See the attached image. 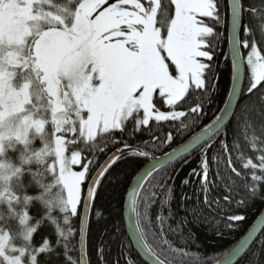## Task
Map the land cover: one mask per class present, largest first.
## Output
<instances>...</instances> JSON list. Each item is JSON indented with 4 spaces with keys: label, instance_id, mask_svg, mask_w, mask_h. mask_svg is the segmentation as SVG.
Wrapping results in <instances>:
<instances>
[{
    "label": "snow or ice",
    "instance_id": "1",
    "mask_svg": "<svg viewBox=\"0 0 264 264\" xmlns=\"http://www.w3.org/2000/svg\"><path fill=\"white\" fill-rule=\"evenodd\" d=\"M5 181L0 264H264V0H0Z\"/></svg>",
    "mask_w": 264,
    "mask_h": 264
},
{
    "label": "trees",
    "instance_id": "2",
    "mask_svg": "<svg viewBox=\"0 0 264 264\" xmlns=\"http://www.w3.org/2000/svg\"><path fill=\"white\" fill-rule=\"evenodd\" d=\"M225 51H227V45L222 44L221 45ZM221 68H220V89L219 92L216 94V103H220V99L225 95L224 89L226 84L229 82L228 77V67L224 65L223 61H221ZM5 166L7 164L13 163L11 160H6L3 162ZM129 174H131L132 169L137 168V165L135 163H130L128 165L123 166ZM188 169H185V172H187ZM183 178V173L180 174V177L176 180V193L178 196L183 195L184 189L183 186L180 184V179ZM7 182L5 181L3 184H0V188H6ZM13 187H15V182H13ZM111 193V194H110ZM99 204L103 205L106 215H108L109 219L108 221H103L100 224H94L93 225V232L98 233L103 227L105 223H108L109 225L113 220H116L120 216L123 215V207L120 204L118 195L115 194L114 189H107L104 193V195L101 197V199L98 201ZM207 215V213H205ZM255 215V211L249 215V219H252V216ZM184 213L183 210L180 209L178 211V217L183 218ZM189 223L185 225L186 228L192 229L194 232L200 234L202 237H204L203 240V250L207 252L209 255L214 254L217 251H222L227 249L231 246V243L233 242V237L235 234H230L227 231H225L224 236H214L212 235L211 231L208 229L207 224L202 220H193L191 216L188 217ZM122 228H125L124 223L121 225Z\"/></svg>",
    "mask_w": 264,
    "mask_h": 264
},
{
    "label": "rangeland",
    "instance_id": "3",
    "mask_svg": "<svg viewBox=\"0 0 264 264\" xmlns=\"http://www.w3.org/2000/svg\"><path fill=\"white\" fill-rule=\"evenodd\" d=\"M10 130V126L9 125H5V131L8 132Z\"/></svg>",
    "mask_w": 264,
    "mask_h": 264
},
{
    "label": "water",
    "instance_id": "4",
    "mask_svg": "<svg viewBox=\"0 0 264 264\" xmlns=\"http://www.w3.org/2000/svg\"><path fill=\"white\" fill-rule=\"evenodd\" d=\"M125 211H126V209L123 208V213H124ZM126 224H127V222L125 221V222H124L125 230H126Z\"/></svg>",
    "mask_w": 264,
    "mask_h": 264
}]
</instances>
